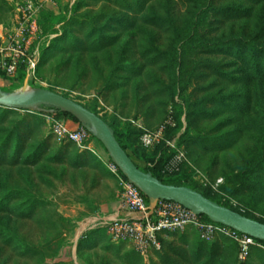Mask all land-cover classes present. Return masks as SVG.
Segmentation results:
<instances>
[{
    "label": "rangeland",
    "instance_id": "374dc122",
    "mask_svg": "<svg viewBox=\"0 0 264 264\" xmlns=\"http://www.w3.org/2000/svg\"><path fill=\"white\" fill-rule=\"evenodd\" d=\"M262 51L264 0H0L4 94L63 95L138 151L166 148L165 179L264 220ZM82 127L49 106L0 107V264H264V245L244 256L229 229L206 238L188 224L145 250L113 239L100 206L122 194L106 173L121 176L90 131L78 143L59 130ZM93 229L102 239L81 248Z\"/></svg>",
    "mask_w": 264,
    "mask_h": 264
},
{
    "label": "water",
    "instance_id": "95a60500",
    "mask_svg": "<svg viewBox=\"0 0 264 264\" xmlns=\"http://www.w3.org/2000/svg\"><path fill=\"white\" fill-rule=\"evenodd\" d=\"M0 106L23 111L51 106L70 114L85 129L93 132L119 172L152 203L157 200L173 201L198 216H206L215 224L227 227L254 240L264 241V223L250 219L228 207L220 206L217 202L190 187L165 184L150 173L143 172L120 146L113 128L99 115L81 104L46 89L38 91L30 98H14L4 94L0 89Z\"/></svg>",
    "mask_w": 264,
    "mask_h": 264
},
{
    "label": "built area",
    "instance_id": "2783aa9c",
    "mask_svg": "<svg viewBox=\"0 0 264 264\" xmlns=\"http://www.w3.org/2000/svg\"><path fill=\"white\" fill-rule=\"evenodd\" d=\"M166 124H170L169 121ZM165 128L166 125L163 124L155 132L144 131L140 138L142 145L146 148L152 147ZM59 130L61 135L66 134L69 140L78 143L83 142L89 134L84 127L74 132L65 128ZM113 167L116 168L114 164ZM113 172H115L114 169ZM120 186L122 188L120 209L137 214L138 217L136 219H124L115 216L110 219H102L101 222L106 224L107 232L113 239L130 240L139 249L145 250L149 245L157 247V235L164 230L182 228L192 224L195 227H200L203 235L208 238L215 231L220 232L229 229L215 223L203 224L200 222V216L173 201L157 200L154 203L149 199L145 201L142 192L126 179L120 178ZM229 230L232 232L233 238L242 244V255L245 256L247 245L251 244L254 239Z\"/></svg>",
    "mask_w": 264,
    "mask_h": 264
},
{
    "label": "trees",
    "instance_id": "16d2710c",
    "mask_svg": "<svg viewBox=\"0 0 264 264\" xmlns=\"http://www.w3.org/2000/svg\"><path fill=\"white\" fill-rule=\"evenodd\" d=\"M206 9H203L202 11H204ZM262 31V30H261ZM260 32V31H259ZM259 33H256L253 37L259 36ZM251 39V40H253ZM248 41V40H247ZM264 52V51H262ZM3 107V106H0ZM51 107V106H49ZM6 108V107H4ZM52 111L58 115V116H63L66 117L68 119H71L72 121L76 122L79 124V122L70 114L62 112L61 110L51 107ZM6 109H10V110H16V109H11V108H6ZM93 113L97 114L95 111L90 110ZM104 120V119H103ZM105 121V120H104ZM109 124V123H108ZM181 123H178V125L176 127H168L167 132L169 133H176L179 129ZM112 128L113 126L111 124H109ZM114 135L117 139V141L119 142L120 146L123 148V150L127 153V155L131 158V160L134 162V164L140 168L143 172L146 173H150L152 176L156 177L157 179H159L160 181H162L165 184H171V185H176V186H186L185 184L180 183L181 178L180 177H173L171 179H165L163 174H162V166L164 163V157H165V150L166 148H163L162 150V154L160 156H157L156 152H152V153H145V152H140L138 151L136 148L133 147V145L130 143L129 141V134H120L119 132H117L114 128ZM91 132V131H90ZM93 134V132H91ZM14 152H16V148H14ZM39 152H36V155H38ZM18 155L17 153L15 154V156ZM120 173V172H119ZM120 176L125 179V177L120 173ZM194 189V188H192ZM195 190V189H194ZM197 191V190H196ZM199 192V191H198ZM203 196L209 198L210 200H213L215 202H217L220 206H224V207H228L231 210H234L250 219L256 220L258 222H262L264 223V220L262 219H258L256 217H254L251 213H243L240 212L238 210H236L235 208H233L229 201L224 198L221 195H214L211 196L209 194L200 192ZM144 196L145 201H148V198ZM27 208V206L25 207V209ZM201 218L210 221L206 216L201 215ZM105 231L104 230H100V229H93L90 230L88 233H86L85 237L80 241V247L81 248H85V247H90L93 246L94 244H96L97 242H99V240L102 239L103 235H104ZM257 242H259L260 244L264 245V241H259L256 240ZM214 252V249H212ZM260 252V251H258ZM215 254V252H214Z\"/></svg>",
    "mask_w": 264,
    "mask_h": 264
},
{
    "label": "crops",
    "instance_id": "0c3cea01",
    "mask_svg": "<svg viewBox=\"0 0 264 264\" xmlns=\"http://www.w3.org/2000/svg\"><path fill=\"white\" fill-rule=\"evenodd\" d=\"M74 126L75 124L72 123ZM110 172V173H109ZM107 176L111 177V179L117 180V184L120 186V178H116L117 176L113 171H109ZM121 187V186H120ZM118 189L115 190L114 193H112V198L105 200V202L100 206V210L103 212L102 216L105 218L110 219L111 217H118V218H124V219H136L138 217L137 214L129 213L127 211L121 210V200L119 197ZM102 223V222H101Z\"/></svg>",
    "mask_w": 264,
    "mask_h": 264
}]
</instances>
